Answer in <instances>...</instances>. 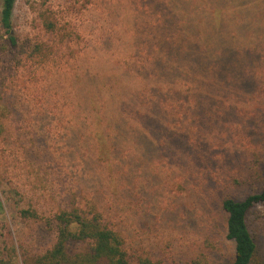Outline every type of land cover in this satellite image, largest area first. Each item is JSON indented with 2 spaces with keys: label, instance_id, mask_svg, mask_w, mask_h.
Returning <instances> with one entry per match:
<instances>
[{
  "label": "rangeland",
  "instance_id": "1",
  "mask_svg": "<svg viewBox=\"0 0 264 264\" xmlns=\"http://www.w3.org/2000/svg\"><path fill=\"white\" fill-rule=\"evenodd\" d=\"M45 17L55 23L53 36L43 29ZM171 21L170 12L162 6L157 9L154 0H18L13 25L19 39L30 41V46L45 41L53 50L45 48L44 57L31 61L33 67L42 66L45 71L39 83L31 82L24 91L31 110L28 129L38 128L45 134L41 166L23 170L24 163H15L10 174L19 166L15 182L32 187L41 201L50 202V208L70 191L72 183L76 185L77 176L92 177L77 148L90 156L95 151L96 142L90 137L98 111L92 107L81 111L85 94L90 99L94 92L90 89L78 97L76 81L91 70H98L105 81L111 80L114 67L128 70L131 76L115 85L118 95L135 85L144 91L140 101L146 110L151 112L159 103L166 112L158 115L159 123L152 116L145 118L149 126L144 123L143 131L139 129L135 136L136 144L123 145L121 160L115 161L122 171L113 176L115 180L121 179L122 186L131 185L130 177L139 182V205L133 208L135 216H127L138 222H128L130 239H147L157 245L158 254L153 257L163 264H182L187 250L194 254L199 248H205L203 253L217 263L233 256V244L219 227L226 218L220 209L222 198L243 200L258 192L259 179L264 180V29L258 25L244 39L231 25L229 32L236 36L238 51L216 49L219 61L202 58L196 63L191 60L196 50L186 56V44L177 45L182 42L176 34L167 38ZM203 43L207 50L216 47L204 38ZM161 60L177 77L165 76ZM168 81L178 92L162 102L152 89L164 83L166 94ZM85 118L86 127L77 129L85 139L76 145L70 130ZM13 126H22V121ZM140 133L147 139L138 138ZM139 152L149 154L151 163L141 164L131 176L129 158ZM106 161L113 162L109 157ZM109 174L104 179L112 184L113 177H106ZM249 224L264 255V206L252 211ZM11 226L18 231L17 223Z\"/></svg>",
  "mask_w": 264,
  "mask_h": 264
},
{
  "label": "trees",
  "instance_id": "2",
  "mask_svg": "<svg viewBox=\"0 0 264 264\" xmlns=\"http://www.w3.org/2000/svg\"><path fill=\"white\" fill-rule=\"evenodd\" d=\"M17 1L1 0L0 3V217H3L0 219V264H163L153 257L158 254L157 245L147 239H130L128 222L138 223L133 217L130 220L127 217L128 213L133 215V208L140 202L137 177H130L131 185L127 186H122L121 179L118 182V177L116 180L113 177L117 171L122 172L115 162L121 160L122 146L130 142L136 144L139 129L143 131L145 124L149 126L144 119L152 116V121L159 123L158 115L166 113L159 103L151 112L146 110L145 102L140 101L144 91L135 85L122 89L118 95L115 85L126 75L131 76L128 70L114 67V75L109 81H105L98 70H91L76 81L78 97L90 89L94 92L90 99L85 94L81 111H88L90 107L93 112L98 111L90 137L96 142L95 151L90 156L84 149L77 148L92 177L77 176L76 185L72 183L70 191L63 193L64 196L59 197L55 207L51 208L50 202L41 201L32 187L26 188L25 184L21 187L13 179L16 172L21 171L17 166L15 174L11 175L10 167L15 163L20 166L24 163L23 170L41 166L45 134L38 128L28 129L31 110L25 104L24 91L30 88L31 82L39 83L40 74L45 71L42 66L33 67L31 61L44 57L45 48L53 50V46L45 41L30 46V41L23 43L19 39L13 25ZM154 4L157 9L164 7L172 16L166 30L167 38L176 34L182 42L176 44H186V56L196 50L191 57L196 63H201L202 58L219 61L221 58L214 55L216 49L232 54L234 50L238 51L234 43L236 36L229 32L231 25L238 28L236 33L244 39L256 32V26L264 29V0H154ZM43 29L53 36L55 23L45 17ZM200 33L204 35L200 37ZM203 38L215 43L217 48L207 50L209 47L203 43ZM30 47H33L31 52L28 51ZM160 62L165 76L173 80L178 73L171 72L165 60ZM147 75L151 77L150 71ZM71 80L74 83L75 77ZM130 80L135 81L133 77ZM52 83L57 84L55 80ZM166 83V94L162 89L164 83H157L154 89L148 86L162 102H167V95L178 92L173 82ZM78 85L82 86L79 88ZM19 121L22 126L14 127L13 124ZM77 125L78 128L70 130L76 145L82 137L85 139V135L79 136L77 129L86 127V118ZM144 136L140 133L138 138L147 139ZM149 151H153V146ZM108 157L113 162H107ZM129 159L130 175L134 176L141 164L151 163L152 157L139 152ZM107 172L110 174L106 177H113L112 184L104 179ZM259 181L258 192L243 200L228 196L220 202L226 218L219 227L224 231L225 239L233 244L232 258L216 263L203 253L205 248H199L194 254L187 250L182 264H264V255L249 224L252 211L264 206V180ZM13 223H17L18 231L11 226Z\"/></svg>",
  "mask_w": 264,
  "mask_h": 264
}]
</instances>
